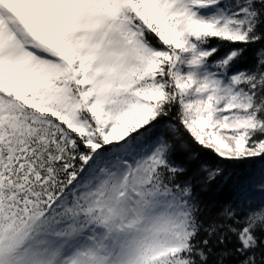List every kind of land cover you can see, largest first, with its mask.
I'll return each mask as SVG.
<instances>
[{"label":"snow or ice","instance_id":"snow-or-ice-1","mask_svg":"<svg viewBox=\"0 0 264 264\" xmlns=\"http://www.w3.org/2000/svg\"><path fill=\"white\" fill-rule=\"evenodd\" d=\"M0 264H264V0H0Z\"/></svg>","mask_w":264,"mask_h":264}]
</instances>
